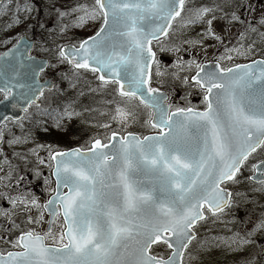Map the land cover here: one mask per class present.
<instances>
[{"label": "snow or ice", "instance_id": "6c2138e0", "mask_svg": "<svg viewBox=\"0 0 264 264\" xmlns=\"http://www.w3.org/2000/svg\"><path fill=\"white\" fill-rule=\"evenodd\" d=\"M32 7L30 0H0V16L12 13L11 27L21 22V12L31 13ZM69 11L76 13L77 26L89 21H99V26L86 38L58 45L56 64L33 57V45L18 35L12 47L0 53V105L19 108L27 116L34 105L40 115L62 127L65 117L78 113L71 110L72 102L63 111L42 108L45 88L61 89L54 82H41L40 76L66 64L72 72H62L61 79L69 87L89 73L99 90L110 89L119 98L110 115L119 127L110 130V122H102L99 126L109 130L106 135L49 151L50 176L44 182L51 185L54 177V187H49L50 198L43 205L34 195L3 193L12 208L0 210V216L11 223L9 233L18 229V234L8 241L12 250L0 251V264H184L186 253L197 258L196 250H206L212 243L198 238L199 223L209 214H223L233 202L227 184L238 182V174L250 166L247 179L259 185L257 191H264V56L248 59L258 50L250 34L264 42V14L253 23L227 2L189 6L188 0H91L77 2ZM68 14L59 12L60 17ZM218 20L225 22L224 31L233 23L242 26L237 42L225 47V54L206 64L195 59L173 61L179 71L194 70L183 82L201 90L203 109L168 103V95L153 85L162 75L154 43L160 52H179L182 44H202L203 37L222 42L214 26ZM177 25L203 26L200 38L165 44ZM240 57L247 62H234ZM135 110L146 114L143 123L156 130L154 134L127 131L128 117ZM27 116H0V141L6 122L23 128L21 121ZM27 139L16 136L8 144ZM37 159L45 163L44 158ZM4 161L9 167L0 176V181H8L5 189L13 180L19 185L23 177H13V166L6 156ZM30 206L38 215L17 223L15 211L27 213ZM44 211L49 216L46 230L21 227L25 222L39 225ZM257 231L264 232V218L244 236L233 233L216 239L229 247L237 244L239 251L254 243L251 237Z\"/></svg>", "mask_w": 264, "mask_h": 264}, {"label": "rangeland", "instance_id": "374dc122", "mask_svg": "<svg viewBox=\"0 0 264 264\" xmlns=\"http://www.w3.org/2000/svg\"><path fill=\"white\" fill-rule=\"evenodd\" d=\"M20 2L23 3V0ZM30 2L33 6L32 11L31 13L21 12L19 24L13 22L12 26L8 27L12 13L0 16V53L11 48L18 35L22 34L37 43L31 51L32 55L45 57L50 63L56 64L58 45L75 43L80 38H86L88 35H92L99 26V21H89L83 26H77L74 22L76 13L69 11L75 3H90L91 0H30ZM225 2L232 4L237 14L242 18L251 20L253 23H256L261 14H264V0H188V5L223 4ZM237 4H243L246 7L236 8ZM59 12L69 14L60 17ZM217 16H223V13L218 12ZM214 26L217 34L222 37V42L211 37H203L202 44H182L179 52H160L154 43L153 47L157 51V56L163 57L164 60L160 63L162 75L155 77L153 85L166 91L168 103L181 107H193L195 102L203 105L201 90L183 82V77L189 76L190 78L194 74V70L179 71L178 64H174L173 61L179 60L182 63L188 59H195L204 63L219 59L222 54H225V47H232L237 42V29L242 26L233 23L228 26L227 31H224L225 22L223 20L215 21ZM202 27L180 28L177 25V31H174L164 43H181L182 38L199 39L198 34L201 33ZM61 28L65 30L61 32ZM250 36L256 41L258 50L248 59L262 58L264 42L255 34H250ZM234 62L246 63L247 60L240 57L236 58ZM221 63L230 66L232 62L221 61ZM62 72H68L71 75L72 69L64 64L49 68L42 74L43 79L53 76L54 83L61 91L57 92L56 89L46 91L45 96L41 97V107H58L63 111L64 105L72 102L71 110L78 115L71 119L65 117L61 121L62 127L57 128L51 119L40 115L33 105L30 109L31 115L27 116L25 113L23 116H27L21 121L24 125L23 128L15 122H6L8 126L3 129L4 140L0 141V149H3V152L0 153V176L9 172L8 164L4 161L6 156L8 162L13 166V177L22 176L23 180L19 185L13 180L7 189L4 184L8 181H0V210L12 208L3 196L5 191L12 195L17 193L34 195L43 205V202L50 197L49 187L54 186L51 177L50 180L53 182L51 185H46L44 182V177L50 176L49 151L84 145L93 136L106 135L109 130L99 126L102 122H110V130L119 127L117 121H110V115L114 112L116 103L119 101V98L112 94L110 89L99 90L98 81L89 73H83L75 86L69 87L68 81L61 79ZM173 72H176V75H173ZM145 118L146 114L142 110H135L133 115L128 117L127 131L141 135L152 132L153 129L144 125ZM16 136H27V142L9 145L8 140ZM38 145H44V147H38ZM29 149H35V151L30 152ZM14 152L17 154L13 155ZM38 156L44 158V164L39 163ZM249 170L250 166L245 167L238 174V182L227 184L228 189L233 193V202L230 208L218 216L208 215L207 219L201 223L200 239H207L212 243L206 250L197 249V258L195 259L186 254L184 258L186 264H248V262L264 264V232H255L251 237L254 243L244 245L239 251L236 250L237 244H232L229 247L222 240L216 239L217 237H231L236 231L244 236L260 219L264 218V191H257L259 185L247 181L245 173H251ZM37 171L42 172L43 175L38 176ZM27 215L37 216L38 210L31 206L27 213L16 210L13 218L17 223H20ZM43 217L44 219L39 225H28L25 222L21 224V227H35L38 231L46 230L48 217L44 212ZM234 226H238V229L233 231ZM52 228L54 232L58 231L59 223L53 224ZM8 229H11V223L0 216V251L12 250L8 241L13 234H18V229H12V233H9ZM258 241L263 242V245H258Z\"/></svg>", "mask_w": 264, "mask_h": 264}, {"label": "water", "instance_id": "95a60500", "mask_svg": "<svg viewBox=\"0 0 264 264\" xmlns=\"http://www.w3.org/2000/svg\"><path fill=\"white\" fill-rule=\"evenodd\" d=\"M25 39H26V41L29 43V44H31V45H33L34 46V41H29L28 39H27V37L25 36ZM32 49H33V47H32ZM31 49V50H32ZM33 57H35V56H33ZM37 58V57H36ZM38 60H46V59H39V58H37ZM207 63V62H206ZM206 63H204V64H206ZM45 81H48V82H51L50 81V79H46ZM45 89H48V88H45ZM162 92H164V93H166L165 91H162ZM167 94V93H166ZM23 111L21 110V109H19V108H17V109H12V108H10V107H4V106H2V105H0V116H3V115H5V114H7V115H16V116H20V117H22V115H23ZM152 135V134H151ZM52 179H53V181H54V177H52ZM50 198V197H49ZM44 213H46L47 214V216H48V213L46 212V211H44ZM48 219H49V216H48ZM48 227V226H47ZM47 229V228H46ZM259 244L260 245H262V242H259Z\"/></svg>", "mask_w": 264, "mask_h": 264}, {"label": "flooded vegetation", "instance_id": "af4514ba", "mask_svg": "<svg viewBox=\"0 0 264 264\" xmlns=\"http://www.w3.org/2000/svg\"><path fill=\"white\" fill-rule=\"evenodd\" d=\"M52 79V78H51ZM193 108H197V109H200V110H202L203 109V105L201 104V103H199V102H195V105H193ZM156 130H154V131H152V132H150V133H154ZM251 170V169H250ZM249 170V171H250ZM246 174V177H248V176H250L251 175V173H245ZM255 185H258V184H255ZM230 190V189H229ZM211 216V215H210ZM203 221H201L200 223H199V225H198V227H197V232H198V238H200L199 236H200V233H201V227H200V225H201V223H202ZM238 229V226L236 227V226H234L233 227V231L234 230H237ZM205 231H207V230H205ZM236 233H237V231H236ZM204 235V234H203ZM205 237H206V235H204ZM187 254V253H186ZM186 256V255H185ZM184 264H186L185 263V260H184Z\"/></svg>", "mask_w": 264, "mask_h": 264}]
</instances>
